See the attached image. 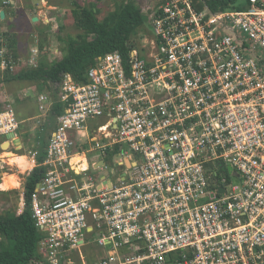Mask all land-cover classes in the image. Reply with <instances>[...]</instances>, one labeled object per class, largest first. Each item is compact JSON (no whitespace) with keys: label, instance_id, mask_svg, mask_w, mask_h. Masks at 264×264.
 <instances>
[{"label":"built area","instance_id":"2783aa9c","mask_svg":"<svg viewBox=\"0 0 264 264\" xmlns=\"http://www.w3.org/2000/svg\"><path fill=\"white\" fill-rule=\"evenodd\" d=\"M152 1L150 32L126 59L100 55L86 82L64 73L55 99L36 97L41 114L55 101L62 112L42 162L34 148L19 171L23 205L26 177L44 167L30 264H92L96 252L93 264H264V0ZM51 4L47 22H60L66 9ZM22 121L0 109V179L19 169Z\"/></svg>","mask_w":264,"mask_h":264},{"label":"trees","instance_id":"16d2710c","mask_svg":"<svg viewBox=\"0 0 264 264\" xmlns=\"http://www.w3.org/2000/svg\"><path fill=\"white\" fill-rule=\"evenodd\" d=\"M101 1L95 0L82 4L80 0H71L70 12L80 32L66 43V53L50 64L40 63L15 70L9 77L35 81L44 85L55 99L62 74L70 73L76 82H86V71L98 56L117 50L126 59L129 49L136 45L131 41V37L143 23L147 22L148 11L143 10V0H113V9L105 11L103 17L99 18L98 13L104 10L99 5ZM200 1L201 4H207L213 11L244 7L240 0ZM15 44L16 41L12 39L10 46ZM0 109H2L1 102ZM61 112L60 103L55 101L47 114L48 120L42 123L41 131L36 133L37 163H41L44 158L50 133L56 127V117ZM111 154L113 155V152H109L108 156ZM12 175L17 180V176ZM43 176L44 167L41 165L34 167L24 184L22 211L18 214L13 212L0 214V264H30L36 257L35 248L41 235L32 217L30 194Z\"/></svg>","mask_w":264,"mask_h":264},{"label":"rangeland","instance_id":"374dc122","mask_svg":"<svg viewBox=\"0 0 264 264\" xmlns=\"http://www.w3.org/2000/svg\"><path fill=\"white\" fill-rule=\"evenodd\" d=\"M145 2L146 0H143V4H145ZM35 3L40 5V14L49 9V15L54 16L55 10H52L50 7L52 5L51 3L61 5L66 11L63 15L61 14L62 16L59 18L60 22L58 20L47 22V17L44 15L45 17L42 21L43 23L45 22V25L33 22L30 23L31 25L29 24L28 28H24L21 23L18 27L14 28L13 26H9V29L7 27L0 28V64L1 62L5 64L3 69L0 68V78L2 80L0 84V102L2 106L10 104L14 108L17 118L24 119V121L20 123V132L18 135L22 148L14 149V152L26 155L28 160L30 151L36 147L34 136L37 132L41 131L42 123L48 120L47 114L43 115L38 110L36 97L40 93L48 96H51V94L44 85H40L35 81L12 79L9 75L15 70L30 67L31 63L36 66L40 63L50 64L57 60L58 57L66 53V43L74 39L77 33L80 32V30L76 28L73 16L70 12V8L72 7L71 0H48V3L46 0H36ZM99 5L104 8V10L97 15L101 18L105 14V11L113 9V0H102ZM147 30L150 32L148 20L137 29L136 34L131 37V41L135 44H141L142 39L148 35ZM12 39L16 41V44L11 47L10 44ZM1 47H6V49L2 50ZM55 47L57 50L54 51ZM32 48L35 49L34 52L31 51ZM30 59H33L31 63L29 62ZM43 131H45V129ZM16 163L18 162L16 161ZM26 164V162L20 163L21 169L17 164L19 169L17 170L16 168V170H14V175L17 176V180L10 174L4 176L0 183V188L2 190L13 187L12 189L3 190V192H1L0 189V214H9L12 212L19 213L20 211L18 210L23 209L24 202L23 205L20 204V190H22V188L18 189L16 187L17 181L19 182L18 178L24 176V174H21L19 171H24L22 168L25 167ZM86 165L87 163L85 167ZM107 166L103 174L109 178L113 177L117 170L116 166L113 164V161ZM123 166L126 169L131 166V162L126 157H123ZM231 179L233 182H237L235 176H231ZM93 247L95 248V244H93ZM107 248L108 246L106 249ZM106 249L105 251H107ZM95 255L98 257L101 253L96 252ZM94 261L95 260H90V262L93 263Z\"/></svg>","mask_w":264,"mask_h":264},{"label":"crops","instance_id":"0c3cea01","mask_svg":"<svg viewBox=\"0 0 264 264\" xmlns=\"http://www.w3.org/2000/svg\"><path fill=\"white\" fill-rule=\"evenodd\" d=\"M8 1H9L8 4L7 3L5 4L4 0H0V11L4 12L3 16L2 17L0 16V28L7 27L9 29V26H13V28H14V27H18L20 25V23L24 28H28L29 24L33 23V22H37L39 24L45 25V22L43 23V21H42L43 18L46 16L44 13L45 11L42 14H40V11H39L40 5L35 3L36 0H8ZM46 1H48V0H46ZM33 17H37V20L33 21V19H32ZM45 21H46V19H45ZM1 49L4 50V49H6V47H1ZM55 50H57L56 47L54 48V51ZM61 51H62V48H61ZM63 55L64 54H62L57 59L61 58ZM0 68H2L1 64H0ZM19 120H24V119L21 118ZM19 132H20V130H19ZM34 141L36 143V146H38L37 141H36V135L34 136ZM34 148L36 149V147H34ZM25 158H26V160H28L26 156H25ZM27 162L30 164L29 166L31 167L32 162H30V160H28ZM27 168H29V167H27ZM4 176H6V175H4ZM4 176L1 177L0 183L2 182ZM6 189H8V188H6ZM98 253H100V252H98ZM94 256H95V254L92 255L91 260L95 259Z\"/></svg>","mask_w":264,"mask_h":264},{"label":"bare ground","instance_id":"6f19581e","mask_svg":"<svg viewBox=\"0 0 264 264\" xmlns=\"http://www.w3.org/2000/svg\"><path fill=\"white\" fill-rule=\"evenodd\" d=\"M7 155H11V154H7ZM10 158H12L14 161L18 162L17 164L19 165L20 169H21L20 163L26 162L27 164L25 167L22 168V170H25L26 167H30L29 166L30 164L27 162L28 160H26L25 156H23V155H15L13 157L10 156ZM79 159H82L81 156H76L73 160L78 161ZM85 164H86V162L84 160L82 166L85 167Z\"/></svg>","mask_w":264,"mask_h":264},{"label":"water","instance_id":"95a60500","mask_svg":"<svg viewBox=\"0 0 264 264\" xmlns=\"http://www.w3.org/2000/svg\"><path fill=\"white\" fill-rule=\"evenodd\" d=\"M3 14H4V12L3 11H0V16L1 17L3 16ZM32 19H33V21H36L37 20V17H33ZM228 169H230V167H228ZM222 190H223V188H220L219 189V191H222Z\"/></svg>","mask_w":264,"mask_h":264},{"label":"flooded vegetation","instance_id":"af4514ba","mask_svg":"<svg viewBox=\"0 0 264 264\" xmlns=\"http://www.w3.org/2000/svg\"><path fill=\"white\" fill-rule=\"evenodd\" d=\"M155 2H157V0H155V1H152L150 4H151V5H153Z\"/></svg>","mask_w":264,"mask_h":264}]
</instances>
